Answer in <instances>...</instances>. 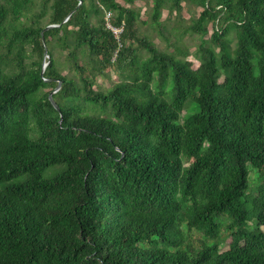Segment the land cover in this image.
I'll use <instances>...</instances> for the list:
<instances>
[{
    "label": "trees",
    "instance_id": "1",
    "mask_svg": "<svg viewBox=\"0 0 264 264\" xmlns=\"http://www.w3.org/2000/svg\"><path fill=\"white\" fill-rule=\"evenodd\" d=\"M122 1L0 0V264H264V0Z\"/></svg>",
    "mask_w": 264,
    "mask_h": 264
},
{
    "label": "rangeland",
    "instance_id": "2",
    "mask_svg": "<svg viewBox=\"0 0 264 264\" xmlns=\"http://www.w3.org/2000/svg\"><path fill=\"white\" fill-rule=\"evenodd\" d=\"M121 4H125L122 0H118ZM183 9L181 11V16L176 17L170 15L168 17L167 10H163L161 14V22L160 25H155L149 20L150 14V5L151 0H135L134 7L139 10L140 19L137 23V28L140 32V35L146 36L148 39L153 41L159 50H165L169 52L176 53L180 57L183 53L187 52L186 59L191 61L192 67L196 68L199 65V61L196 59V48L200 43L199 34H192L187 32L185 29L190 24L191 18L195 17L201 11V7H191L189 4L182 2ZM212 25H208V35L206 38L209 37L212 31ZM136 46V43L134 44ZM139 58H144L147 56V52L143 49L137 50ZM65 52L60 53L59 51L54 52V56L59 58L61 61H65L64 59ZM48 57H43L42 63L44 65L47 64ZM68 68L66 65L61 66V73L66 74L68 73ZM119 77L118 74L114 72L113 69L108 71V76H101L99 75L95 78V86L101 88H108L111 84L115 81H118ZM169 81V80H168ZM48 90V88H46ZM251 186H254L256 183V174L254 171H251L249 176ZM251 187H249L250 189ZM250 190L247 189L246 192V199H249ZM249 205V203L247 204ZM223 217H220L219 220L221 221ZM193 238L198 236L197 232L192 233ZM230 242V238L226 237L225 242L221 244L220 250H225L228 248V244Z\"/></svg>",
    "mask_w": 264,
    "mask_h": 264
},
{
    "label": "water",
    "instance_id": "3",
    "mask_svg": "<svg viewBox=\"0 0 264 264\" xmlns=\"http://www.w3.org/2000/svg\"><path fill=\"white\" fill-rule=\"evenodd\" d=\"M81 3V1H79V4ZM72 12H70L69 13V15L71 14ZM68 15V16H69ZM67 19V17L65 18V20ZM64 20V21H65ZM55 25H53V24H49V25H46L45 27H44V29L41 31V36H42V40H43V42H44V36H43V32L45 31V30H47V29H49V28H52V27H54ZM43 56L45 57H48V54H47V49H46V47H45V49H44V54H43ZM47 63H48V61H47ZM47 65V64H46ZM46 65H44L43 63H42V68H41V73L44 71V69H45V66ZM51 80H55L54 78H51ZM60 84H61V81L60 80H58V84H57V86L49 93V99H50V101H51V103H52V105L57 109V110H59V107H58V105L55 103V101L53 100V98H52V93L53 92H55V91H57L58 89H59V87H60ZM60 118H61V115H60Z\"/></svg>",
    "mask_w": 264,
    "mask_h": 264
},
{
    "label": "built area",
    "instance_id": "4",
    "mask_svg": "<svg viewBox=\"0 0 264 264\" xmlns=\"http://www.w3.org/2000/svg\"><path fill=\"white\" fill-rule=\"evenodd\" d=\"M108 26L110 27V25L108 24ZM112 30H113V32L116 34V37H117V34H118V32H120V29L118 28H114V27H110Z\"/></svg>",
    "mask_w": 264,
    "mask_h": 264
}]
</instances>
